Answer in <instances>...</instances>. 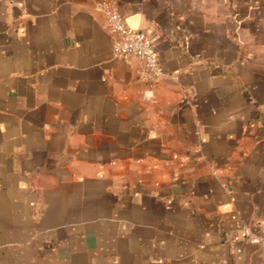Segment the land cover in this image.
Wrapping results in <instances>:
<instances>
[{
	"label": "crops",
	"instance_id": "obj_1",
	"mask_svg": "<svg viewBox=\"0 0 264 264\" xmlns=\"http://www.w3.org/2000/svg\"><path fill=\"white\" fill-rule=\"evenodd\" d=\"M0 0V264H264V0Z\"/></svg>",
	"mask_w": 264,
	"mask_h": 264
},
{
	"label": "built area",
	"instance_id": "obj_2",
	"mask_svg": "<svg viewBox=\"0 0 264 264\" xmlns=\"http://www.w3.org/2000/svg\"><path fill=\"white\" fill-rule=\"evenodd\" d=\"M96 9L106 19V28L111 37V55L121 61H136L140 75L149 81H155L164 75L152 42L143 34L131 29L120 13L115 2L102 0ZM244 241L248 245L264 249V232L258 233L255 227L243 226Z\"/></svg>",
	"mask_w": 264,
	"mask_h": 264
}]
</instances>
